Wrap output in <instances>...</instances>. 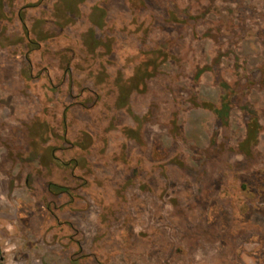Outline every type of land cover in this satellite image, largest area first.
Instances as JSON below:
<instances>
[{
  "label": "rangeland",
  "instance_id": "rangeland-1",
  "mask_svg": "<svg viewBox=\"0 0 264 264\" xmlns=\"http://www.w3.org/2000/svg\"><path fill=\"white\" fill-rule=\"evenodd\" d=\"M0 264H264V0H0Z\"/></svg>",
  "mask_w": 264,
  "mask_h": 264
},
{
  "label": "trees",
  "instance_id": "trees-1",
  "mask_svg": "<svg viewBox=\"0 0 264 264\" xmlns=\"http://www.w3.org/2000/svg\"><path fill=\"white\" fill-rule=\"evenodd\" d=\"M190 18L194 19L195 16L190 15ZM141 70V67L138 68V71ZM148 71H149V66L146 65V68L143 72V74L148 75ZM143 74H140L141 77H143ZM144 75V76H145ZM197 103V102H195ZM201 106L207 107V108H212L211 105L207 104V103H197ZM225 116V117H224ZM249 119L247 121V134L244 138V140L241 142L240 147L237 149V151H240L242 153H244L246 156H251L253 149L256 145L257 139H258V133H259V121L258 118L256 117V115L254 114H249ZM227 118V113L223 115V119L225 120ZM71 187L57 183V182H49L48 184V191L51 193V195L54 196H58V195H69L71 198H75V195L71 194ZM75 255V254H73ZM80 258H81V254L79 255V257L77 258H72V261H74V263H79L80 262Z\"/></svg>",
  "mask_w": 264,
  "mask_h": 264
}]
</instances>
